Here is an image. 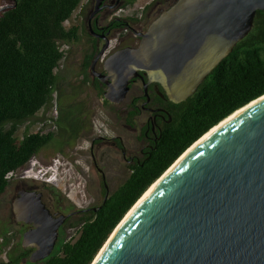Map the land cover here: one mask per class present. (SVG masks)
Here are the masks:
<instances>
[{"label":"water","instance_id":"water-1","mask_svg":"<svg viewBox=\"0 0 264 264\" xmlns=\"http://www.w3.org/2000/svg\"><path fill=\"white\" fill-rule=\"evenodd\" d=\"M105 2L96 0L89 15L93 34ZM258 11L264 0H175L139 34V45L114 52L100 73L105 43L92 65L105 100L125 102L131 81L144 73L169 101H187L250 34ZM240 110L165 172L92 264H264V96ZM24 199L19 218L35 229L23 242L36 248V264L53 254L68 216L53 218L41 194Z\"/></svg>","mask_w":264,"mask_h":264},{"label":"trees","instance_id":"trees-1","mask_svg":"<svg viewBox=\"0 0 264 264\" xmlns=\"http://www.w3.org/2000/svg\"><path fill=\"white\" fill-rule=\"evenodd\" d=\"M0 10V197L11 186L9 174L27 167L54 138V133H31L40 112L55 104V87L68 51L86 33L83 25L67 27L83 0H8ZM170 0H155L154 5ZM135 0H120L122 7ZM141 20L113 19L107 30L127 32ZM84 84L96 90L106 104L105 89L87 73ZM264 96V11H258L250 34L205 79L187 101H161L169 125L156 143L130 166L129 178L112 194L104 188L102 203L82 211L72 223L77 236L64 237L53 254L36 264H92L114 230L165 172L200 138L251 102ZM135 115L131 112L129 117ZM73 116H69L72 118ZM64 121H67L65 119ZM64 123V122H63ZM62 126L61 122H58ZM25 127L22 136L21 128ZM52 187L50 183H44Z\"/></svg>","mask_w":264,"mask_h":264},{"label":"rangeland","instance_id":"rangeland-1","mask_svg":"<svg viewBox=\"0 0 264 264\" xmlns=\"http://www.w3.org/2000/svg\"><path fill=\"white\" fill-rule=\"evenodd\" d=\"M146 1L139 0V5H144ZM174 1L162 4V10L167 9ZM107 4L106 10L99 14L102 25L106 26L113 19L127 15L119 14L120 0ZM10 5L8 0H0V10ZM93 7V0H83L72 19L66 23L67 27L83 25L86 33H82L78 44L69 46L67 59L60 69V81L55 87L57 97L54 107L47 113L40 112L38 117L43 120H38L30 129L31 133L53 132L54 138L33 159L32 162L40 166L33 169L29 164L11 178L12 188L29 179L36 180L39 184L50 183L59 192L63 206L71 213L100 205L104 199V182L107 183L110 194L115 192L131 174L125 156H138L140 148L144 146L133 130L137 124L128 116L131 100L134 96H141L142 91L136 89L125 102L113 106L105 104L92 87L84 84L86 69L83 63L87 59L91 65L97 50L95 41L88 36V17ZM154 8L155 6L147 13ZM147 13H143L140 23L134 24L132 30L112 33L110 51L135 43L136 33L147 24V20H144ZM157 16L158 13L154 11L149 24ZM70 115L73 117L69 118ZM58 122L63 125L59 126ZM128 125L132 127L129 128ZM24 131L25 127L21 128L19 135L22 136ZM36 169L43 172L49 169L48 172L54 171L60 177L48 182V177ZM8 197L9 193L0 197L3 211L6 210L7 215L10 207ZM79 217L75 216L71 223ZM66 232L68 238L77 236L76 229L68 227ZM2 235L0 226V264H24L19 258L11 259L16 257L10 251L12 244Z\"/></svg>","mask_w":264,"mask_h":264},{"label":"flooded vegetation","instance_id":"flooded-vegetation-1","mask_svg":"<svg viewBox=\"0 0 264 264\" xmlns=\"http://www.w3.org/2000/svg\"><path fill=\"white\" fill-rule=\"evenodd\" d=\"M95 1L93 0V5L95 6ZM110 2L113 3L114 0H106V4ZM155 8L146 14L144 20H147V24L143 28H141L140 32L136 33L135 36V43L128 45L126 47H135L139 45L141 38L139 36L140 33H145L150 26L149 22L152 16V13L156 11L158 15L163 11L162 7L163 5L161 3H158L154 5ZM108 7V4L106 8ZM94 8V7H93ZM106 8L101 11L100 13H103ZM93 9H91L92 11ZM90 11V13H91ZM90 15V14H89ZM109 26L102 25L99 22V15L92 21V28L95 31V34L91 33L89 30V17H88V36L90 39L94 40L97 45V50H95V58L105 45L107 41H109V48L105 51L104 55L101 57V59L96 63L95 70L100 73H105L104 64L107 58L112 55L114 52L120 50H113L110 51V37L113 31L107 30V27ZM124 47V48H126ZM123 49V48H121ZM94 58V60H95ZM90 60V58H89ZM93 60V62H94ZM92 64L90 65V68H87V73L91 75L92 81L95 82L98 80L102 86H104V89L106 91L107 87L101 83V81L94 76L93 70H92ZM85 63V61H84ZM83 63V64H84ZM141 76L133 79L130 83V92L129 95L135 92L136 89H139L142 91L141 96H134L131 100V108L128 111V116L131 112H135V115L132 117H129L131 121H134L137 124L136 128H133L134 132L138 135L139 140L142 144H144L143 147L139 150L138 156H125V159L127 161V165L130 169V166L134 165L137 161L140 160V158L144 155V152L146 149L150 148L153 143H156L158 141L157 136L163 131V128L166 125H169L172 121V117L166 118V110L161 106V101H169L167 98V95L163 88L156 84L151 83L148 84L149 78L144 73H140ZM145 84H148L147 86V92L145 91ZM95 90V89H94ZM96 92V90H95ZM128 95V97H129ZM104 102V100H103ZM105 103V102H104ZM106 104V103H105ZM107 105H116L108 102ZM128 127H132L128 125ZM122 149L124 150L123 146ZM93 152V145L91 146V153ZM131 171V170H130ZM104 188L107 190L108 195H110L108 191V185L106 182L103 183ZM9 193V201H10V207L7 210L3 211V204L0 203V226L2 227V236L4 239L9 241L12 246L10 247V251L12 255H15L16 257H12L23 261L24 264L30 263V257L31 255L36 251L35 247L32 246H25L24 245V235L27 232H30L35 229V226L33 224H28L24 221H21L19 217L22 211H24V207L27 206L28 202L27 199H24V194L26 193H38L41 194V201L45 205L46 209L50 212L53 218H59L62 215L68 216L65 223L60 226L59 228V236L58 241L56 243L55 249H58L59 245L61 244L62 240L66 236V230L69 228H72V219L75 216H81L82 211H88L89 209H93L95 207L85 209V210H78L75 213H71L68 211V209L63 206V201L60 198V194L57 190L54 188L48 187L45 184H39L36 180L29 179L26 181H22L21 183L17 184L15 187L12 188V185L10 188L6 191L5 194ZM2 195V196H3ZM99 206V205H98Z\"/></svg>","mask_w":264,"mask_h":264},{"label":"bare ground","instance_id":"bare-ground-1","mask_svg":"<svg viewBox=\"0 0 264 264\" xmlns=\"http://www.w3.org/2000/svg\"><path fill=\"white\" fill-rule=\"evenodd\" d=\"M252 105V104H251ZM242 111L244 110H239L237 111L234 115H232L230 118L224 120L221 124L215 126L213 129H211L205 136H203L197 143H195L171 168L170 170H168L166 172V174L171 171L190 151H192L193 149H195L202 141H204L209 135H211L214 131H216L221 125H223L226 121L232 119L233 117H235L236 115L240 114ZM165 174V175H166ZM164 175V176H165ZM163 176V177H164ZM161 177L159 180H157L150 188L149 190L141 197V199L135 204V206L133 207V209L129 212V214L127 215V217L136 209V207L152 192V190L155 188V186L162 180ZM126 219V218H125ZM124 222V220H123ZM120 224V226L122 225V223ZM119 226V227H120ZM119 229V228H117ZM117 231V230H116ZM106 247V246H105ZM105 247L103 249H105ZM103 249H101L100 253H99V256L97 257V259L100 257V255L102 254L103 252ZM97 261V260H96Z\"/></svg>","mask_w":264,"mask_h":264},{"label":"built area","instance_id":"built-area-1","mask_svg":"<svg viewBox=\"0 0 264 264\" xmlns=\"http://www.w3.org/2000/svg\"><path fill=\"white\" fill-rule=\"evenodd\" d=\"M155 0H147L146 3L144 5H139V0H135L134 5H128L127 7H120L119 9V14L120 13H127V15L125 17H134L136 19L141 20L142 15L145 11V9L151 5ZM82 4V3H81ZM81 6V5H80ZM80 8V7H79ZM78 8V9H79ZM136 14V15H134ZM120 16V15H118ZM120 18V17H119ZM69 45H62L61 46V51H68L69 49ZM67 59V56L65 57L64 61ZM14 175L13 174H9L8 178H12Z\"/></svg>","mask_w":264,"mask_h":264},{"label":"clouds","instance_id":"clouds-1","mask_svg":"<svg viewBox=\"0 0 264 264\" xmlns=\"http://www.w3.org/2000/svg\"><path fill=\"white\" fill-rule=\"evenodd\" d=\"M30 164L32 165V168H33V169L37 168V165L40 166L39 164H37V163H33V162H31ZM36 170H37L38 172H39V171H43V170H41V169H36ZM48 171H49V169L45 170V172H48Z\"/></svg>","mask_w":264,"mask_h":264}]
</instances>
